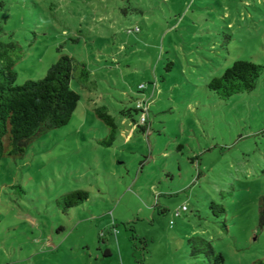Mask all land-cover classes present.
I'll return each mask as SVG.
<instances>
[{"label":"rangeland","instance_id":"1","mask_svg":"<svg viewBox=\"0 0 264 264\" xmlns=\"http://www.w3.org/2000/svg\"><path fill=\"white\" fill-rule=\"evenodd\" d=\"M0 26L22 49L15 84L62 52L95 84L72 78L70 120L0 160V264H207L192 237L226 264L264 260V0H0ZM238 59L261 74L221 99L207 82ZM73 190L88 198L66 208Z\"/></svg>","mask_w":264,"mask_h":264},{"label":"trees","instance_id":"2","mask_svg":"<svg viewBox=\"0 0 264 264\" xmlns=\"http://www.w3.org/2000/svg\"><path fill=\"white\" fill-rule=\"evenodd\" d=\"M21 56V46L15 39H0V160L5 156H23L35 136L63 126L70 120L80 99V94L70 87L72 78H76L85 89L95 86L89 79L86 64L63 52L42 78L15 84L14 66ZM262 68L253 61L235 60L221 75L210 78L207 87L221 99L250 91L255 87ZM135 111L138 110L135 108ZM95 114L109 130L108 136L99 143L110 146L116 137L115 120L105 105L95 107ZM138 126L142 131L146 130L145 124ZM86 198V190H73L62 195V202L69 208ZM211 205L224 212L222 205L213 202ZM258 224L264 226V195L259 199ZM188 243L191 256L203 254L207 264H226L223 253L216 251L205 238L192 237ZM252 264H264V260L255 259Z\"/></svg>","mask_w":264,"mask_h":264},{"label":"built area","instance_id":"3","mask_svg":"<svg viewBox=\"0 0 264 264\" xmlns=\"http://www.w3.org/2000/svg\"><path fill=\"white\" fill-rule=\"evenodd\" d=\"M139 87V92H140V96L139 98H137L136 101V105L135 108L139 111L140 113V117L139 120L134 124V126H138V125H144L146 122V116H147V111L149 108V103H150V96L146 94V92L144 91L146 89V85L141 84L138 86ZM186 206H182L181 210H186ZM180 210H177L175 215H179Z\"/></svg>","mask_w":264,"mask_h":264}]
</instances>
